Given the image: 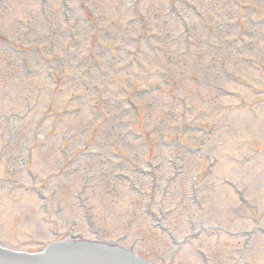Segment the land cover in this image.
<instances>
[{"label": "rangeland", "instance_id": "374dc122", "mask_svg": "<svg viewBox=\"0 0 264 264\" xmlns=\"http://www.w3.org/2000/svg\"><path fill=\"white\" fill-rule=\"evenodd\" d=\"M152 178L153 208L233 233L198 238L210 264H264V0H0V243L129 230L158 258Z\"/></svg>", "mask_w": 264, "mask_h": 264}, {"label": "water", "instance_id": "95a60500", "mask_svg": "<svg viewBox=\"0 0 264 264\" xmlns=\"http://www.w3.org/2000/svg\"><path fill=\"white\" fill-rule=\"evenodd\" d=\"M32 263L36 264L37 262H36V261H32ZM80 264H82V263L80 262ZM86 264H87V263H86ZM88 264H91V263H88Z\"/></svg>", "mask_w": 264, "mask_h": 264}]
</instances>
